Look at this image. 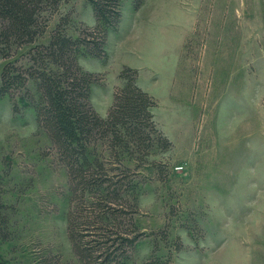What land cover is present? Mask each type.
Instances as JSON below:
<instances>
[{
	"label": "rangeland",
	"instance_id": "obj_1",
	"mask_svg": "<svg viewBox=\"0 0 264 264\" xmlns=\"http://www.w3.org/2000/svg\"><path fill=\"white\" fill-rule=\"evenodd\" d=\"M62 16L75 35L95 25L86 0H65L40 42ZM26 51L13 60L24 64ZM106 52V59L78 61L100 77L91 88L94 109L106 115L120 69L137 65V84L155 99L154 120L172 142L134 170L138 200L130 215L142 236L129 264L153 253L170 254V264H264V0H122ZM12 105L8 97L0 102L9 232L1 254L7 264L50 256L82 264L67 236L66 170L33 109L18 103L13 112Z\"/></svg>",
	"mask_w": 264,
	"mask_h": 264
},
{
	"label": "trees",
	"instance_id": "obj_2",
	"mask_svg": "<svg viewBox=\"0 0 264 264\" xmlns=\"http://www.w3.org/2000/svg\"><path fill=\"white\" fill-rule=\"evenodd\" d=\"M63 2L0 0V102L12 100L13 112L18 103L33 109L38 127L66 170L73 204L67 236L78 260L129 264L142 236L131 216L138 200L134 170L140 158L156 149L168 152L172 142L158 128L151 111L156 101L137 84L135 68L120 69L122 84L115 88L104 117L91 104V88L100 77L78 61L83 56L107 58V36L121 22L122 0H86L94 26L75 35L68 32L71 18L62 16L48 41L40 42ZM22 48H27L24 64L13 60ZM4 209L0 193V264H7L1 246L9 240ZM170 261V254L153 253L141 264ZM36 264L62 263L50 256Z\"/></svg>",
	"mask_w": 264,
	"mask_h": 264
},
{
	"label": "crops",
	"instance_id": "obj_3",
	"mask_svg": "<svg viewBox=\"0 0 264 264\" xmlns=\"http://www.w3.org/2000/svg\"><path fill=\"white\" fill-rule=\"evenodd\" d=\"M126 66H129V67L136 68V69L140 70V67L137 66V65H134V64H126Z\"/></svg>",
	"mask_w": 264,
	"mask_h": 264
}]
</instances>
